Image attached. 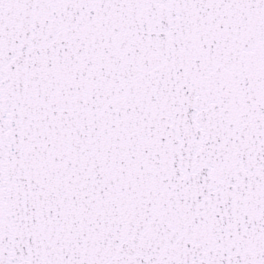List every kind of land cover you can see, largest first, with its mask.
Returning <instances> with one entry per match:
<instances>
[{"label": "snow or ice", "instance_id": "snow-or-ice-1", "mask_svg": "<svg viewBox=\"0 0 264 264\" xmlns=\"http://www.w3.org/2000/svg\"><path fill=\"white\" fill-rule=\"evenodd\" d=\"M0 264H264V0H0Z\"/></svg>", "mask_w": 264, "mask_h": 264}]
</instances>
